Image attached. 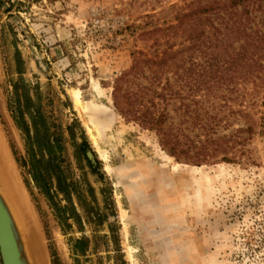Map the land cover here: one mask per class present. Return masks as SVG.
I'll list each match as a JSON object with an SVG mask.
<instances>
[{
	"label": "rangeland",
	"instance_id": "obj_1",
	"mask_svg": "<svg viewBox=\"0 0 264 264\" xmlns=\"http://www.w3.org/2000/svg\"><path fill=\"white\" fill-rule=\"evenodd\" d=\"M212 1L0 0V131L48 264H264V67L253 62L220 80L193 82L190 44L182 46L189 25L180 29L183 39L170 40L183 50L170 74L181 147L193 154L221 146L200 166L171 156L157 133L114 106L115 80L145 45L130 26L153 21L165 29ZM17 82L62 126L83 229L61 226L22 166L25 138L10 109ZM211 118L219 120L214 133L201 127ZM249 126L252 136L240 133ZM84 141L96 174L77 153ZM225 155L234 162L221 161ZM82 238L84 255L74 248Z\"/></svg>",
	"mask_w": 264,
	"mask_h": 264
},
{
	"label": "trees",
	"instance_id": "obj_2",
	"mask_svg": "<svg viewBox=\"0 0 264 264\" xmlns=\"http://www.w3.org/2000/svg\"><path fill=\"white\" fill-rule=\"evenodd\" d=\"M176 20L177 25H167L165 29L153 21L130 26L132 33L138 35L137 39L145 45L132 52V66L115 80L114 106L126 120L157 133L162 146L171 156L200 166L211 158H217L221 154V146L193 154L181 147L180 135L171 122V112H175L172 101L177 93L170 74L178 73V70H173L178 68L179 52L187 48L185 41L190 44L187 49L191 53L190 69L193 73L190 81L193 82H202L204 78L208 81L220 80L224 77L223 73L251 66L253 62L264 67V0H214L207 6L177 15ZM185 25L189 26L188 35L182 42L183 50L175 51V45H169L170 40L183 39L184 31L180 29ZM17 63L19 66L22 64L20 53H17ZM10 102L14 120L26 143L27 158L22 166L27 168L45 195L61 226L72 229L76 225L83 229L82 216L73 198L75 195L80 198V192L67 175L62 126L56 121L49 122L45 112L29 95L27 87L19 82L13 85ZM194 112L199 117L198 109ZM201 127L214 133L219 127V120L211 118ZM72 129L68 127L69 131ZM242 132L252 136L254 129L249 126L241 129ZM88 149L89 145L84 141L78 145L77 153L85 158L91 172L96 174L97 169L87 157ZM234 160L227 155L221 159L228 163ZM74 248L84 255L89 241L79 239Z\"/></svg>",
	"mask_w": 264,
	"mask_h": 264
},
{
	"label": "bare ground",
	"instance_id": "obj_3",
	"mask_svg": "<svg viewBox=\"0 0 264 264\" xmlns=\"http://www.w3.org/2000/svg\"><path fill=\"white\" fill-rule=\"evenodd\" d=\"M75 97L79 103L78 95ZM8 153L0 131V195L13 216L22 240L23 256L28 258L29 264H48L38 224Z\"/></svg>",
	"mask_w": 264,
	"mask_h": 264
},
{
	"label": "water",
	"instance_id": "obj_4",
	"mask_svg": "<svg viewBox=\"0 0 264 264\" xmlns=\"http://www.w3.org/2000/svg\"><path fill=\"white\" fill-rule=\"evenodd\" d=\"M13 216L0 195V257L2 264H29L23 256L22 240L19 239Z\"/></svg>",
	"mask_w": 264,
	"mask_h": 264
},
{
	"label": "flooded vegetation",
	"instance_id": "obj_5",
	"mask_svg": "<svg viewBox=\"0 0 264 264\" xmlns=\"http://www.w3.org/2000/svg\"><path fill=\"white\" fill-rule=\"evenodd\" d=\"M90 160V159H89ZM91 161V160H90ZM92 162V161H91Z\"/></svg>",
	"mask_w": 264,
	"mask_h": 264
}]
</instances>
